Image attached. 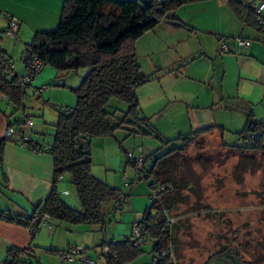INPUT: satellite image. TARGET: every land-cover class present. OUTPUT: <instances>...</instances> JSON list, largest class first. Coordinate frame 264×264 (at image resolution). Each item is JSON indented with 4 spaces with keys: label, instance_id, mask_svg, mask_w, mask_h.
<instances>
[{
    "label": "rangeland",
    "instance_id": "1",
    "mask_svg": "<svg viewBox=\"0 0 264 264\" xmlns=\"http://www.w3.org/2000/svg\"><path fill=\"white\" fill-rule=\"evenodd\" d=\"M210 1L186 4L176 10L175 17L185 26L175 28L185 33L182 43L175 40L173 45L174 38L166 41L163 34L166 24L158 25L136 42L138 63L146 75L159 67L173 69L175 58L185 56L181 69L185 79L168 91L163 102L141 110V115L150 120L146 118L161 140L130 134L127 128L116 130L110 138L90 140L91 173L128 195L122 211L107 215L103 227L60 223L55 224L51 235L40 230L33 239L36 245L33 244L35 252L31 264H64L60 256L44 254L42 249L61 251L70 246L88 249L86 255L95 264H106L102 243L127 240L134 222L154 202L149 181L138 172L141 165L134 168L128 164L126 154L138 160L155 152L160 156L180 148L181 141L175 140L196 128H191L190 112L215 125V129L221 131L218 138L222 143L214 135L201 136L188 150L187 161L177 168L169 166L168 172L173 173L170 174L175 177L179 189L173 200H161V207L173 223L172 263L264 264V152L242 154L231 148L250 145L240 134L248 122L249 111H253L252 120L264 118V99L260 98L261 101H256L252 107L242 106V97L238 91H233L235 77L231 69L225 66L223 86L222 69L218 68L220 61L214 62V57L199 53L198 44L210 38L213 28L228 27L221 19L225 6L220 9L215 2L209 4ZM62 4L63 0H0V50L5 53L2 54L5 59H10L13 75L25 73L22 61L25 47L35 34L56 29ZM6 15L14 17L20 26L13 39L1 33L6 28ZM167 44L174 47L169 48ZM188 51L193 57L188 56ZM86 73L84 70L60 73L46 65L36 75L32 87L26 91L24 111L14 116V119L23 115L32 119L33 142L43 147L52 145L58 113L76 104L72 90L79 86ZM42 87L48 90L34 95V90ZM6 104L5 100L0 102L2 107ZM112 106L119 110V116L127 109L121 102L114 101ZM166 141L174 142L166 148L162 144ZM145 165L150 169L152 162L147 161ZM66 179L58 183V194L70 208H79L75 190L69 178ZM124 182L136 184L125 187ZM61 185H66V195ZM172 195L173 192L169 197ZM150 249V244H144L143 254L126 264H151ZM27 262L25 259L21 264Z\"/></svg>",
    "mask_w": 264,
    "mask_h": 264
},
{
    "label": "trees",
    "instance_id": "2",
    "mask_svg": "<svg viewBox=\"0 0 264 264\" xmlns=\"http://www.w3.org/2000/svg\"><path fill=\"white\" fill-rule=\"evenodd\" d=\"M204 1L208 0H167L163 3L146 0L145 4L136 0H63L56 29L38 32L26 44L22 59L24 64L30 58H36L44 66L50 65L60 73L87 72L79 86L72 90L76 104L58 113L53 125V143L48 151H42L53 159L52 189L47 199L34 208L31 217L39 212L49 215L51 221L57 224L103 227L114 206L118 208L116 212L122 211L128 195L96 179L91 173L90 140L110 138L116 130L123 128H127L130 134L154 136L161 140L141 115L137 91L153 81L156 75H146L141 71L136 42L160 24L184 28L175 17L176 10L186 4ZM225 1L241 26L264 37V27L257 23L258 17L264 19V13L257 16L253 5L243 0ZM29 88L18 81L17 75L11 76L0 68V95L14 107L15 112L24 111ZM114 101L127 107L121 116L119 110L113 108L114 105L111 107ZM12 128L13 123H9L0 141V153L6 143L14 142ZM214 129L206 128L178 137L175 141H181L180 148H173L160 156L155 152L142 158L141 163L129 159L126 154L128 164L134 168L141 165L138 172L144 174L143 178L149 181L148 186L154 191V202L138 219L145 225L143 233L151 245V264L155 258L156 264H173L170 253L173 223L161 207L163 202L173 200L179 190L175 177L171 176L173 173L168 172L169 166L180 167L187 161L186 155L193 143ZM240 135L242 139L249 140L250 145L231 147L233 151L242 154L264 152V121L256 122L250 114ZM172 142L162 144L168 148ZM28 148L42 150L43 146L31 140ZM147 161L152 162L150 169L145 167ZM63 177L69 178L75 190L79 210L70 208L60 199L57 185ZM172 192L173 195L169 197ZM2 214L8 222L21 221L29 215ZM142 246H135L131 236L122 242L105 241L101 245L103 250L107 249L103 254L106 264L131 263L143 254ZM42 252L60 256L62 251L42 249ZM20 256L31 264L34 252L28 248L8 252L12 261Z\"/></svg>",
    "mask_w": 264,
    "mask_h": 264
},
{
    "label": "crops",
    "instance_id": "3",
    "mask_svg": "<svg viewBox=\"0 0 264 264\" xmlns=\"http://www.w3.org/2000/svg\"><path fill=\"white\" fill-rule=\"evenodd\" d=\"M243 1L252 5H257L259 3L264 4V0ZM211 2L218 4L219 8L225 6V12H223L224 16H222V14L220 15L222 16L221 19L223 20V23H228V27L224 29L220 28L221 26L213 28L209 33L210 38L201 40L202 42H200V45L198 44V51L202 55L214 57V62L220 61V66L218 68L220 71L222 69L223 86L224 81H226L225 66L231 69L234 73L233 76L235 77L233 91H238L237 93L242 97L240 104L242 106L252 107L255 105L254 103L256 101L264 99V37L253 31L252 33L249 32L250 29L248 28H242L238 19L225 1L212 0L209 4ZM229 25H232V27ZM166 26V29L163 30V34L167 37L165 38L166 41L174 38V40H172L173 45L175 44V40L176 43H182L184 41V32L178 31L168 24H166ZM220 38L229 39L230 41L235 38L249 39L255 42V46L250 49H245L234 47L231 43L230 52L227 53L230 55L220 54ZM161 44L165 43L162 42ZM173 45H168V47H174ZM0 52L5 55L2 50H0ZM187 53H189L188 56L193 57V53L190 51ZM181 57L177 59L174 57L175 61H173V65L175 66L173 69H163L159 67L150 73L155 74L156 78L137 91V98L141 110L144 111L145 109L156 105L158 102H163L168 91L173 87L180 85L182 82L181 80L185 79L181 72L183 59L185 57L184 54ZM223 91H225L224 87ZM34 95L36 94L34 93ZM16 113L15 109L9 103H7L5 107L0 106V141L5 135L7 125L14 122V116ZM250 114L253 119V111H249L246 119L249 120ZM190 115H192V118ZM190 115L191 128L196 127L191 130L193 132L215 127V125L209 121H205L201 116H197L194 112H190ZM254 121H264V118ZM220 132V130L214 129L212 132L203 135V137L214 135V137L219 140L218 135ZM66 180V177H63L60 182ZM52 181L53 159L49 154L37 153L27 147H21L14 142L6 143L2 153H0V214L8 212L11 215L20 217L26 214H31L34 208L44 202L49 196L52 189ZM68 182L71 184L70 180H68ZM61 186L63 193L66 195V185ZM60 199L62 200L61 197ZM64 201L66 200L64 199ZM75 209L79 210L80 207H75ZM55 224L57 223L51 221L52 229L50 232L45 229L43 230L47 231L48 235H51L55 229ZM66 230L68 231V229ZM33 239L34 237L29 235L24 226L16 222H7L0 219V262L9 259L8 252L11 249L28 248L35 252L33 249V244H35Z\"/></svg>",
    "mask_w": 264,
    "mask_h": 264
},
{
    "label": "built area",
    "instance_id": "4",
    "mask_svg": "<svg viewBox=\"0 0 264 264\" xmlns=\"http://www.w3.org/2000/svg\"><path fill=\"white\" fill-rule=\"evenodd\" d=\"M157 3H163L167 0H153ZM253 8L255 10V13L257 16L262 15L264 11V4H257L253 5ZM6 21V28L2 32V35L6 38L13 39L16 37L18 31H19V25L17 24L14 17L10 15L5 16ZM257 23L259 26L264 27V19L262 17L257 18ZM244 28V26H242ZM231 43L234 45V47L237 48H245L250 49L255 46V42L249 39H243V38H235L232 41L229 39L222 38L219 40V51L220 54H227L230 52V45ZM44 64L37 60L36 58H30L27 60V62L24 64L25 73L21 76H18V81L22 85H26L29 87H32V81L36 77V75L43 69ZM0 68L6 72L7 74H10L11 76L14 74L13 65L11 64L9 59H5L2 56V53L0 52ZM48 90V87H42V88H36L34 90L35 94H42L44 91ZM4 101V98L0 95V102ZM13 107V106H12ZM14 108V107H13ZM33 128V121L30 117H27L25 115L17 118L13 122V128H12V139L14 140L15 144L21 146V147H27L31 143V131ZM251 139H254V137L251 136ZM35 149V148H34ZM50 148L49 146L43 147L42 150L36 149L37 153H42V151H48ZM127 157L129 159H132V155L128 154ZM141 159L136 160L135 162L141 163ZM125 183V182H124ZM136 183L132 182L130 184L125 183V187H130ZM117 206H114L111 209L112 213H115L117 211ZM0 219L7 221V218L4 214L0 215ZM16 223H19L20 225L24 226L27 232L31 237H34L40 230H47L51 231V219L49 215L47 214H41L37 212L34 217H31L30 214L25 217V219H21V221H13ZM144 224L140 223L138 220H136L132 226V232H131V238L135 246H142L147 243V238L145 237L143 233ZM104 252H107V249H104ZM162 256L165 255V253H161ZM61 261L64 264H95L92 259H90L86 255V249L78 248L76 246H70L66 250H63L60 254ZM24 257L20 256L18 259L12 261V260H5L1 261L0 264H21L22 261H24ZM157 260L156 258L153 260V264H156ZM29 264V262H27Z\"/></svg>",
    "mask_w": 264,
    "mask_h": 264
},
{
    "label": "water",
    "instance_id": "5",
    "mask_svg": "<svg viewBox=\"0 0 264 264\" xmlns=\"http://www.w3.org/2000/svg\"><path fill=\"white\" fill-rule=\"evenodd\" d=\"M136 1H141L142 3H146V0H136Z\"/></svg>",
    "mask_w": 264,
    "mask_h": 264
}]
</instances>
